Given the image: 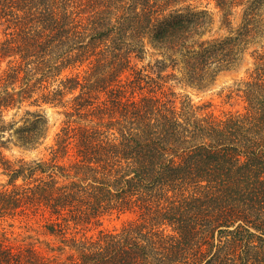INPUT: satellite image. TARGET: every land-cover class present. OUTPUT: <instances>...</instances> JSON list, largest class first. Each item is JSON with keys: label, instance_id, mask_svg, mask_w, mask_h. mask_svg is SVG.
Instances as JSON below:
<instances>
[{"label": "trees", "instance_id": "obj_1", "mask_svg": "<svg viewBox=\"0 0 264 264\" xmlns=\"http://www.w3.org/2000/svg\"><path fill=\"white\" fill-rule=\"evenodd\" d=\"M194 1L0 0V219H43L66 254L5 235L0 264H264V0H215L227 26L245 6L223 37ZM247 55L220 92L239 109L168 88L210 89ZM46 105L65 116L51 156L7 159L48 139ZM114 212L134 218L89 234Z\"/></svg>", "mask_w": 264, "mask_h": 264}, {"label": "rangeland", "instance_id": "obj_2", "mask_svg": "<svg viewBox=\"0 0 264 264\" xmlns=\"http://www.w3.org/2000/svg\"><path fill=\"white\" fill-rule=\"evenodd\" d=\"M252 0H244L245 4H248ZM194 6L199 7L202 10H208L213 18L214 25L212 28L211 35L214 37H223L236 32L240 26L242 21V14L245 10L244 5H239L234 7L233 14L231 16V25L227 26L223 22V12L217 7L215 0H196L193 2ZM5 35V27H0V40L4 39ZM160 58V56L155 54L153 49L145 57L144 61L139 63L138 65L147 66L149 64H153L156 60ZM252 58L250 55L245 56L242 61L239 63L237 67L228 72H224L218 76L215 84L212 88L207 90H197L186 86L181 83H170L168 84V88H172V90L177 94L176 102L180 105L185 100H190L196 106H202L204 104L212 103V107L209 111H214V114L217 116L223 115L224 112L234 111L235 109H239L240 106H236L232 108L229 105H224L222 94L220 92L226 91L230 86L234 84L235 81L243 79L247 76V72L252 68ZM6 67V63L2 65L1 70ZM0 70V73H1ZM71 70H67L65 74L70 73ZM73 72H77L74 70ZM57 78L53 81V87L56 88L58 86L59 80ZM68 98V97H67ZM27 107V106H26ZM47 110V115L49 118L50 124V134L45 143L38 149L35 150H24L14 144H10L8 148L3 150V154L5 157L11 161H17L19 159L32 160L41 158L43 156H51L48 151L51 144L54 143L55 134L60 130L63 125V121L65 116L61 113L64 111V108H53L48 105L44 106ZM14 112H10L6 115V120L11 121ZM7 182V177L3 174V169L0 168V188ZM134 218V214H120L118 212H114L106 215L102 219V223L98 228H95L89 234H93L98 232L99 230H109V231H117L121 230L124 225L130 222L131 219ZM44 220L41 218H36L33 220L27 219H0V241L5 239V235H7L12 241L17 238L18 242L22 243L24 240L26 242H33L36 244L38 249L48 255H59L61 258H65L66 254H60L59 251L52 252L51 247H58L62 245L60 240L55 237H48L44 232ZM32 236L30 239L29 237ZM81 236V234H80ZM15 242V241H14Z\"/></svg>", "mask_w": 264, "mask_h": 264}]
</instances>
